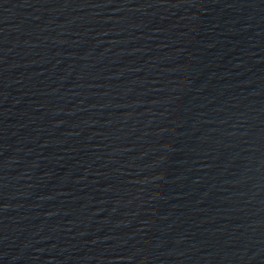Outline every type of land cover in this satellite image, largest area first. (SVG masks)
<instances>
[{
	"label": "water",
	"instance_id": "obj_1",
	"mask_svg": "<svg viewBox=\"0 0 264 264\" xmlns=\"http://www.w3.org/2000/svg\"><path fill=\"white\" fill-rule=\"evenodd\" d=\"M0 264H264V0H0Z\"/></svg>",
	"mask_w": 264,
	"mask_h": 264
}]
</instances>
